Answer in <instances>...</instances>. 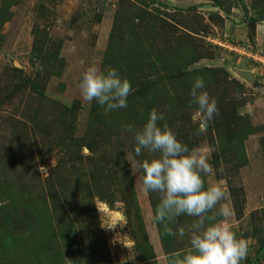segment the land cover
Segmentation results:
<instances>
[{
    "label": "rangeland",
    "instance_id": "rangeland-1",
    "mask_svg": "<svg viewBox=\"0 0 264 264\" xmlns=\"http://www.w3.org/2000/svg\"><path fill=\"white\" fill-rule=\"evenodd\" d=\"M90 66L130 82L126 108L106 114L82 98ZM197 77L219 109L206 133L190 96ZM152 110L207 155L205 188L221 185L231 210L214 222L247 242L241 264H264V0H0V184L15 199L0 191V262L171 264L186 253L189 234L153 222L160 194L125 159L128 126L141 130Z\"/></svg>",
    "mask_w": 264,
    "mask_h": 264
},
{
    "label": "clouds",
    "instance_id": "clouds-1",
    "mask_svg": "<svg viewBox=\"0 0 264 264\" xmlns=\"http://www.w3.org/2000/svg\"><path fill=\"white\" fill-rule=\"evenodd\" d=\"M79 87L82 98L89 103L95 100L106 114L126 108L132 91L130 82L122 79L117 70L102 72L94 66L83 73ZM204 88L203 78L197 77L190 90L192 102L198 105L194 120L199 122V133H206L209 122L219 112L216 100L210 98ZM159 120H163V116L152 110L141 130L128 126V131H134L136 147L134 154L125 148V159L134 176L143 173L144 191L160 194L153 222L162 224L168 235L189 234L190 248L172 259L171 264H241L248 255L247 242L238 239L229 224L214 222L217 217L228 218L231 210L226 203H221L227 195L221 185L211 184L205 188L202 174L213 173L207 155L190 152L166 125L163 129L158 126ZM145 149L159 153V157L137 159ZM45 170L40 168L41 172ZM183 215L196 219L174 232L169 225ZM101 226L112 229L116 224Z\"/></svg>",
    "mask_w": 264,
    "mask_h": 264
},
{
    "label": "trees",
    "instance_id": "trees-1",
    "mask_svg": "<svg viewBox=\"0 0 264 264\" xmlns=\"http://www.w3.org/2000/svg\"><path fill=\"white\" fill-rule=\"evenodd\" d=\"M262 16H263V15L261 14V16L258 17V18H262ZM182 68H186V66H185V65H177V66L175 67V69H182ZM172 72L175 73L174 71H172ZM196 72H199V71H195V70H193L191 73H196ZM186 73H188V71L185 72V74H186ZM179 75H180V74H179ZM180 76H182V75H180ZM180 76H178V77H180ZM178 77H177V78H178ZM173 78H174V77H173ZM2 190H5V191H4L5 194L9 193V192H8L9 188H7V189L5 188V189H4V185H3V184H0V191H2ZM13 196H14L13 194H12V196H10V193H9L8 197L10 198V203H13V201L15 200V199L13 198ZM14 208H15V207H14ZM15 209H16V208H15ZM13 214H14V212H13ZM15 214H16V212H15ZM7 219H8V218H7ZM2 222H3V223H2ZM2 222H0V226L4 224L5 220L2 221ZM11 232H12V231H11ZM43 232H44V231H43ZM43 232H40V233L38 234V235H39V238H40L41 241H43V239H45V237L48 236V235H43ZM0 233H1V230H0ZM2 237H3V238H6V237H7V233L4 232V233H1V234H0V238H1V241H0V248H1V247L4 248V247H6V246H9V244H6V245L3 244V243H4V239H2ZM0 264H3V263L0 262Z\"/></svg>",
    "mask_w": 264,
    "mask_h": 264
},
{
    "label": "water",
    "instance_id": "water-1",
    "mask_svg": "<svg viewBox=\"0 0 264 264\" xmlns=\"http://www.w3.org/2000/svg\"><path fill=\"white\" fill-rule=\"evenodd\" d=\"M239 74L242 75L245 79H250L251 78V71H248L246 69H242L241 71H239Z\"/></svg>",
    "mask_w": 264,
    "mask_h": 264
}]
</instances>
